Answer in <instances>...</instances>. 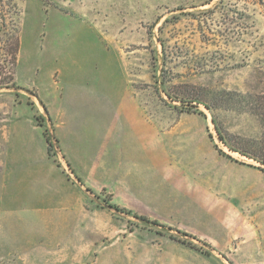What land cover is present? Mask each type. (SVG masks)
I'll return each mask as SVG.
<instances>
[{"label":"rangeland","instance_id":"374dc122","mask_svg":"<svg viewBox=\"0 0 264 264\" xmlns=\"http://www.w3.org/2000/svg\"><path fill=\"white\" fill-rule=\"evenodd\" d=\"M1 12L21 46L19 88H0V213L26 206L8 195L44 193L56 177L55 131L81 156L76 170L105 187L87 188L85 228H62L53 212L0 216V264H222L217 250L228 264H264V171L229 148L264 157V0H3L9 73ZM207 130L249 170L218 158ZM162 236L190 250L140 260L138 237Z\"/></svg>","mask_w":264,"mask_h":264},{"label":"crops","instance_id":"0c3cea01","mask_svg":"<svg viewBox=\"0 0 264 264\" xmlns=\"http://www.w3.org/2000/svg\"><path fill=\"white\" fill-rule=\"evenodd\" d=\"M55 134L60 143V146H59L60 151H61L60 153L62 154V158H63V160L62 161L60 160V161L63 162V165L59 166L52 158H50V156L48 158L51 160V164H49L50 169L52 173L56 174V177H52L50 179V184L48 186V183H47V187L45 186L44 193L35 192V193H30L26 196L24 195V197H21V195H14V196L8 195L6 198L7 203L14 201L16 204H19V205L26 203V206L24 204L23 206H20V208H17V209H15L14 207H10L6 209L4 212H2V214L0 213V216L13 217L16 214H20L21 215L20 218H26L28 214H31V215H34L35 218H33V220L32 219L30 220L36 221L42 215L47 214V212H50V213L53 212L58 215L57 217L59 218L58 219L59 224L60 226H62V228H66L69 221H73V219L83 221V226L85 228L88 222V218H89V214H88L89 209L86 206V203L88 202V198L90 194L88 193L87 188L99 190L101 188H104L105 186H96L95 188L94 185H91L89 183L90 181L89 179L83 177L84 174H82L81 172L79 173L78 170H76V167H75L76 159L77 157H81V156L76 150H74L73 146L68 143V140H65L64 136L58 134L56 131H55ZM73 134L75 136L77 135L76 133H73ZM205 134L209 136L208 130L205 131ZM211 143L213 144L214 149L217 152L218 158H221L226 164L243 168L245 171L249 170V167H247L246 165L238 164L237 162H234L226 158L225 155L221 154L216 149L215 144L213 143L212 139H211ZM46 146H47V142H46ZM46 151L48 152L47 149ZM87 153H89V151ZM58 156H59V153H58ZM88 159L90 160V157ZM65 162L67 164L70 163L71 165V168H69L70 172L66 170L64 166ZM90 164L91 165H89L88 163V167L92 166V168H94L92 165L93 163L91 162ZM76 176L79 177L81 181L77 180ZM43 178L41 177L42 181L44 180ZM210 179H211V183L213 184V186H216L219 183V178L216 176ZM120 188L123 192H127V191H124L126 187H124L123 185ZM113 191L114 193H117L115 190ZM160 221L166 223L163 220H160ZM168 225L173 226L170 224ZM177 227H180V225H177ZM78 242L76 243V245L78 244ZM138 243L148 246V248L146 249V253L140 256V260L142 261L144 259L151 261L150 256H147L146 254L148 251L153 250L154 247H164L165 245H168V246L176 247L181 250H186V249L190 250L189 247H186L187 246L186 244H183L182 242H178L176 240H172V239H169L168 237H163V236L153 238V239H146V240L138 237ZM222 254H223L222 252L217 250L216 253L214 252V253H211L210 255H213L214 257L219 259L222 262V264L223 263L228 264V262L224 261V259L222 258ZM172 258H174V256ZM155 260H157V258H155ZM141 263L145 264L144 262H141Z\"/></svg>","mask_w":264,"mask_h":264},{"label":"trees","instance_id":"16d2710c","mask_svg":"<svg viewBox=\"0 0 264 264\" xmlns=\"http://www.w3.org/2000/svg\"><path fill=\"white\" fill-rule=\"evenodd\" d=\"M1 4H3V0H0ZM1 19H2V27H5L4 30L5 33L7 32V34L9 35V47H7V51L11 54V58L8 59L9 64L11 67L9 70V73H4V68L2 66V64L0 63V88H4V87H15V88H19V85H17L16 81H15V68L17 66V62H18V54L20 51V46H21V38H20V28H19V24L13 20L12 21V28L8 31L7 30V20H6V13H2L1 12ZM0 30H3V28H1ZM42 102V101H41ZM43 106L45 107V109L47 108L46 105L42 102ZM47 110V109H46ZM45 136H46V142L48 144V152L51 155V148H52V140L47 132V130L45 131ZM212 136V135H211ZM220 138L223 140L222 136L220 135ZM58 141V140H57ZM216 148L218 149V151L223 154L226 155V153L224 151H222V149H220L217 145ZM230 150L232 151H239L240 153L247 155L250 158H253L257 161H259V163L261 165H259L258 167L264 171V157L263 158H258L255 156H250L248 154H246L245 152H243L241 149L236 148L235 146H229ZM228 155V154H227ZM231 155H229L230 157ZM70 166V163H69ZM71 168V166H70ZM79 180H81L79 178ZM112 207H115L118 210H122V211H126V209H123L117 205H111ZM128 213H130V211H127ZM134 216L140 218L141 220H145L147 222L153 223L155 225H158L159 223L155 220H150L149 218H147L144 215H137L135 214Z\"/></svg>","mask_w":264,"mask_h":264}]
</instances>
